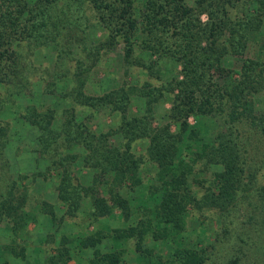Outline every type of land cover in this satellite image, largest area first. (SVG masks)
Returning <instances> with one entry per match:
<instances>
[{"label":"trees","instance_id":"16d2710c","mask_svg":"<svg viewBox=\"0 0 264 264\" xmlns=\"http://www.w3.org/2000/svg\"><path fill=\"white\" fill-rule=\"evenodd\" d=\"M263 19L264 0H0V102L27 84L26 53L19 48L50 45L63 53L62 58L76 51L75 61L68 62L78 68L80 79L77 86L69 78L75 83L68 94L73 101L117 116L114 127L96 132L76 120L72 109L64 110L58 128L52 126L57 120L52 108L38 111L27 106L21 115L40 131L37 141L40 156L48 162L46 173L57 175L60 219H73L86 199L88 223L109 217L114 210L125 222L78 237L81 249L106 239L125 247L130 242L138 262L151 264L153 254L146 244L154 241L173 245L168 255L157 256L155 264H264V183L258 178L264 168V116L257 114L253 103L264 89L259 55L264 54ZM94 24L104 29L103 38L95 43L87 40V29ZM117 39L123 42L124 62L140 67L144 79L99 95L86 94L84 73ZM254 43L258 55L251 58L245 52ZM137 45L156 53L158 61L147 64L134 56ZM231 56L242 57L234 69L237 76L222 75L223 62ZM164 58L179 67L165 84L158 67ZM157 82L159 86L151 85ZM163 88L173 93L171 117L178 128L173 133L168 124L152 121L151 105ZM133 95L145 99L140 115L128 112ZM190 115L204 116L218 128L212 140L197 138L198 149L190 143L181 145L184 131L188 139L198 133L187 124ZM5 129L0 125V223L9 221L16 233L25 223L22 207L27 194L16 191V180L7 173ZM113 135L119 139L116 143ZM141 138L148 144L144 153L136 154L131 142ZM74 163L92 175L88 184L73 174ZM147 163L155 171L145 184L141 169ZM204 172L209 177L200 179L202 192L197 195L194 178ZM36 176L47 175L35 172L32 177ZM142 185L149 200L142 197ZM122 187L139 193L134 203L120 192ZM40 209L52 221L57 219L45 200ZM194 211L214 215L213 238L204 247L197 241L187 243L183 235L186 218ZM69 242L62 234L57 255L49 256L46 264H69ZM124 251L121 247L100 253L89 264H120Z\"/></svg>","mask_w":264,"mask_h":264},{"label":"rangeland","instance_id":"374dc122","mask_svg":"<svg viewBox=\"0 0 264 264\" xmlns=\"http://www.w3.org/2000/svg\"><path fill=\"white\" fill-rule=\"evenodd\" d=\"M201 18L204 20L205 15ZM261 31L264 32V19L261 26ZM104 29L100 24H94L87 29V40L97 42L103 38ZM22 54L26 53V67L28 80L22 91L15 92L6 97L0 102V125L4 126L5 135L3 146L4 156L7 159V173L11 178L16 180L17 192L26 191V200L22 207L24 211V225L18 232L14 233L11 230V223L3 220L0 223V264H46L49 256L57 255V245L60 236L67 235L70 239L68 248L70 250L71 259L69 264H89L90 258L100 253L117 250L121 247L125 250L122 255L120 264H142L138 262V253L134 248H130L131 243L122 245L118 242H110L103 240L101 244L94 248H80L78 245V237L87 233L93 232L96 229L108 230L110 228L124 225L118 216L117 210L109 217L100 218L93 223H88L84 212L88 208L86 199H83L77 215L73 219H68L63 216V206L56 199V184L57 175L55 171H51L50 175L46 173L48 162L39 154V143L37 136L40 133L38 127L34 124L25 121L21 115L27 106H33L38 111L45 108H52L56 111L57 120L52 124L54 128L60 126L61 120L64 118V110L72 109L76 120L80 121L87 128L94 131H106L114 127L117 123L115 112L108 113L105 110H93L88 106H79L76 104L72 96H69L71 88L75 83L80 84L78 68L69 67L68 62L73 63L77 56L76 51L72 50V54L66 58L63 57L61 51L54 49L50 45L45 46H29L27 50L25 46L19 48ZM257 45L248 44L246 56L254 58L258 55ZM134 56H141L143 59L157 62L156 53H151L147 50H141L137 45L133 50ZM264 62V54L261 55ZM242 57L231 56L225 58L223 62V73L225 72L236 75L237 68L240 65ZM160 81L169 82L174 75L178 73V65L173 63V59H159ZM236 69V71L234 70ZM234 72V73H232ZM83 75V91L86 94L99 95L103 91L115 89L123 83H136L144 79L143 70L136 65H127L123 60V42L117 39L113 46L108 50H102L95 62L90 63L89 69ZM230 74V73H229ZM74 81L71 83L70 79ZM153 86H159L160 82L152 83ZM167 87V86H166ZM1 89V87H0ZM263 89V88H262ZM170 89H162V96L152 102L151 113L153 124L163 126L169 125L170 132L178 131L177 125L173 123L171 117L173 110V93ZM74 92V91H73ZM172 92V91H171ZM2 95V90H0ZM254 108L257 114L264 116V89L257 93L254 97ZM144 97L131 96L129 100L128 112L135 115H140L145 110ZM59 118V119H58ZM62 118V119H60ZM189 127L197 128L196 137L187 138V131L183 132V140L181 143L186 147L188 143L193 149H198V137L202 141L212 140L214 132L218 129L214 124L205 119L204 116H189L187 117ZM194 126V127H193ZM118 137L113 135L111 141L116 143ZM148 144L147 138L137 139L131 142V150L136 154L144 153ZM79 150V149H73ZM6 169V168H5ZM215 169V167H214ZM155 168L150 164H144L141 169V178L143 183H149ZM35 172L47 175L44 179L42 176L32 177ZM48 172V171H47ZM73 174L79 179L82 184H88L91 181L92 175L88 170L81 167L79 163H74ZM259 180L264 183V168L259 171ZM209 173H200V176L195 175V185L192 186L195 193L199 195L202 192L200 187V179L208 180ZM153 181V180H152ZM142 197H147L145 185L141 187ZM25 190V191H23ZM120 192L129 198V201L135 202V193L128 187H122ZM132 192V193H130ZM137 194V195H136ZM133 195V197H132ZM148 198V197H147ZM145 200H149V199ZM131 199V200H130ZM42 200L52 205L57 219L52 221L48 214L43 213L40 209ZM138 200V199H137ZM150 205V201L147 203ZM195 217L197 220H195ZM59 219V220H58ZM186 241L198 242L201 246H205L206 241H211L212 232L215 229L214 215L211 212L203 213L192 212L187 216L185 221ZM150 252L153 254L151 264H155L157 256L160 254L168 255L170 248L173 245L163 242H149L146 244ZM134 249V250H133Z\"/></svg>","mask_w":264,"mask_h":264}]
</instances>
